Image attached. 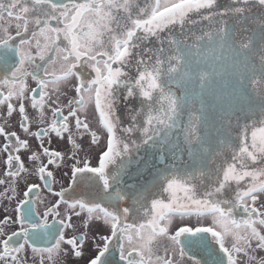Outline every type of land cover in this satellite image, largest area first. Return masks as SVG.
<instances>
[{
    "label": "snow or ice",
    "instance_id": "6c2138e0",
    "mask_svg": "<svg viewBox=\"0 0 264 264\" xmlns=\"http://www.w3.org/2000/svg\"><path fill=\"white\" fill-rule=\"evenodd\" d=\"M0 138V264H264V0H0Z\"/></svg>",
    "mask_w": 264,
    "mask_h": 264
},
{
    "label": "flooded vegetation",
    "instance_id": "af4514ba",
    "mask_svg": "<svg viewBox=\"0 0 264 264\" xmlns=\"http://www.w3.org/2000/svg\"><path fill=\"white\" fill-rule=\"evenodd\" d=\"M139 2H140V4H141V6H143V2H144V0H139ZM219 3H220V5H222V6H227V5H229L230 3H231V0H219ZM253 10H254V12H257V13H259L261 10H260V8L258 7V6H253ZM149 46H151V45H149ZM85 75H87V72H85ZM33 86H34V83H33ZM138 103V102H137ZM15 116L13 117V123L15 122ZM125 124H127L126 122H125ZM90 125H91V127H96V123L95 124H91L90 123ZM10 130H17L18 131V129H10ZM3 144V139L2 138H0V145H2ZM33 144H35V141L33 140ZM84 145H85V148H88V141H87V139H85V141H84ZM66 146L67 145H62V144H54L53 145V147H61V148H65L66 149ZM103 147V144H100V145H98V146H93L92 148H90L89 149V151H91V153H92V155H93V157L95 156V154L97 153V152H99L100 151V149ZM96 150V152H95V154H94V151ZM141 154H143V153H141ZM93 163H95V160L93 159ZM0 171H2V165H0ZM56 176H57V181H56V183L54 184V189L55 190H59V188H60V186H61V184L63 183L64 184V186H67V177H64V179H65V181L64 182H59L58 181V174H56ZM0 178H2V177H0ZM25 190V186L23 185V184H21L20 186H19V192L22 194V192ZM0 191H3V187L2 186H0ZM43 195L44 196H46V197H48L49 199H54V197H51V194H49V193H47L46 192V190L44 191V193H43ZM7 206V203L5 202V207ZM41 212L44 210V206L43 205H40V209H39ZM7 215V213L2 209V208H0V220H2L5 216ZM240 215H242V214H238V216H240ZM15 230H18V225H12V226H9V227H7V229H6V231L10 234L12 231H15ZM69 234H71L70 232H69ZM258 255L259 256H264V252H262V253H258ZM87 259H88V256L87 255H85V257H83L82 259H80V260H76V259H74V258H71L70 259V261H69V264H86V262H87Z\"/></svg>",
    "mask_w": 264,
    "mask_h": 264
},
{
    "label": "rangeland",
    "instance_id": "374dc122",
    "mask_svg": "<svg viewBox=\"0 0 264 264\" xmlns=\"http://www.w3.org/2000/svg\"><path fill=\"white\" fill-rule=\"evenodd\" d=\"M122 107H123V105H122ZM128 120H129V113H128V111L125 109V111L123 112V121L124 122H128ZM89 123H91V124H95L96 122H95V120H89ZM95 128V127H94ZM63 146H64V144H62ZM66 148H67V146H66ZM95 152H96V150L94 151V154H95ZM56 174H58V181L59 182H64L65 181V179H64V177L63 178H61V173L60 172H57Z\"/></svg>",
    "mask_w": 264,
    "mask_h": 264
}]
</instances>
